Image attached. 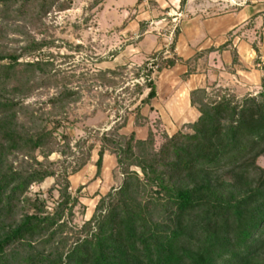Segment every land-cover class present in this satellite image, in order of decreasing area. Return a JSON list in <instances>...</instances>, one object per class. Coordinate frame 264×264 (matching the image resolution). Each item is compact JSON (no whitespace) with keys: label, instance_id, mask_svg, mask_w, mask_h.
I'll return each mask as SVG.
<instances>
[{"label":"trees","instance_id":"obj_1","mask_svg":"<svg viewBox=\"0 0 264 264\" xmlns=\"http://www.w3.org/2000/svg\"><path fill=\"white\" fill-rule=\"evenodd\" d=\"M103 1L93 0L89 8ZM72 3L0 0V264H264V167L257 163L264 157V66L259 89L241 96L215 81L192 89L189 101L198 117L172 134L162 130L157 145V130L141 112L144 106L155 110L152 68L156 65L159 73L183 62L185 80L201 72L200 61L210 52L229 51L233 69L240 61L232 38L187 60L153 52L151 61L136 67L144 84H133L140 97L147 89L132 121L134 127L147 126L146 137L123 131L131 112L125 107L108 129L88 130L72 144L58 128L82 92L94 83L116 89L124 84L121 76L127 69L122 65L76 74L56 68L49 53L19 61L50 45L47 16ZM145 30L146 23L140 22L137 39ZM10 33L24 35L15 48L8 44ZM178 35L176 27L172 52ZM36 95L45 99L27 102ZM95 142V176L108 152L123 178L99 198L81 227H69L65 212L72 218L81 206L79 196L71 195L69 177L91 161ZM53 153L61 158L51 160ZM47 178H53L49 190L59 196L52 211L43 200L28 196L33 184Z\"/></svg>","mask_w":264,"mask_h":264},{"label":"rangeland","instance_id":"obj_2","mask_svg":"<svg viewBox=\"0 0 264 264\" xmlns=\"http://www.w3.org/2000/svg\"><path fill=\"white\" fill-rule=\"evenodd\" d=\"M72 1L70 9L47 16L48 30L46 36L50 45L43 48L40 53L25 59L21 58L19 61L37 60V56L40 58L44 53H49L48 57L52 58L50 60L53 61L56 68L70 70L76 74L126 65L127 69L121 76L124 84H120L114 89L94 83L95 86L90 91L84 90L82 100L72 108L69 117L58 128V133H66L71 137L73 144L78 139L87 136L88 130L102 132L108 129L118 118L117 116L123 114L124 108L128 107L131 112L128 124L123 131L133 130L137 133V137L144 138L147 134V126H144L142 130L136 129L132 122L133 109L147 91L146 89L141 97L133 92L134 83L144 84V76L137 78L135 75L136 67L146 62L153 52L162 50L164 58L173 56L175 49L173 52L170 51V45L174 37L173 30L180 26L181 13H173V11H169L167 14H160L157 11L153 13L150 12V8L145 6L146 3L136 4L137 6L133 7L135 1L134 4H120L117 0L105 5L100 4L93 9L89 8V4L93 0ZM237 2L242 3V5L249 4L252 16L248 24L239 33H245L244 39L252 46L255 54L252 53L253 56L247 55L244 63L240 62L236 66L239 70L238 73H235L233 66L225 64L220 53L202 59L198 68L201 72L214 68L217 72V84L230 87L241 96L246 92L256 91L260 86L261 68L264 66V0H237ZM135 11H139L140 18L149 17L147 18L146 30L150 37L145 41L142 40L143 37L142 41L137 39V26L129 25L125 30L122 29V24L128 22ZM158 16L162 18L159 19ZM257 16H261L262 19H254ZM170 34L172 35L171 38H169ZM36 37L41 38V35H36ZM7 38L10 39L8 44L15 48L18 44L16 40H24V35L10 33ZM258 56L259 58H257ZM257 59L260 61L259 63L255 62ZM149 61L151 60L149 59ZM169 69L170 71H166ZM156 70L157 66L155 65L150 75L155 84L159 85V96L155 102L156 109L150 112L148 106H144L141 112L148 117V126L157 130L156 141L159 145L162 142V137L158 134L162 130L173 131L182 125L181 117L186 114L188 108L187 94L189 88L182 79V75H179L180 72L175 71V69L166 68L159 73ZM194 81L195 84H198L203 81V77H196ZM125 87L128 90H124ZM105 91L111 95L102 98L100 94ZM39 97L45 99L44 95H36L27 99V102H33ZM99 108L110 109L103 111ZM158 119H161V124H158ZM94 139L91 138L90 141H94ZM95 143L91 161L79 172L69 177L71 195H78L81 203V206L77 205L74 208L72 218L65 212L64 219L69 227H81L83 222L91 217L99 198L105 195L111 187L119 186L123 178L116 167L114 156L108 152L104 154L100 176H95L96 168L93 163L97 159L99 146L98 142ZM60 158L57 153L50 155L51 160ZM39 159L41 158L39 157ZM257 163L264 167V157H260ZM53 181V178H47L42 183L33 184L28 191V196L31 199L43 200L48 211H52L59 201L57 191L49 190ZM79 186L82 188L78 194Z\"/></svg>","mask_w":264,"mask_h":264},{"label":"crops","instance_id":"obj_3","mask_svg":"<svg viewBox=\"0 0 264 264\" xmlns=\"http://www.w3.org/2000/svg\"><path fill=\"white\" fill-rule=\"evenodd\" d=\"M115 1L117 0H104L101 5ZM118 2L120 4L131 3L134 4L133 7H136V4L140 5L141 3H146L145 6L150 8V12L153 13L155 11L160 12V14H167L169 11H173V13L178 14L181 13L182 17L179 19V35L176 40L175 54L182 60H187L201 50L210 47H218L226 42L229 38H232V44L237 50L240 62L244 63V59L247 55L253 56L252 53L255 54L252 46L244 39L245 33H239L241 29L248 24L250 17L252 16V13H250L249 4L242 5V3L237 2V0H141L139 3L137 0H118ZM152 2L154 3L153 5ZM126 8L128 7L126 6ZM132 14L133 15H131L129 18L130 20L122 24V29L125 30L129 25L137 26L136 32L138 37L139 23L145 22L147 27V18L149 17L140 18L139 11H135ZM158 18L161 19L162 17L158 16ZM257 18H261V16H257L254 19ZM142 37V40L144 41L150 37L147 35V30H145ZM215 53L219 52H210L207 58H210L211 55ZM220 55H222L226 65L231 64V54L229 51L224 50L220 53ZM172 69H175V71L180 72L179 75H182L187 70V66L183 62H179L174 67H172ZM234 70L235 73L239 72L236 66H234ZM166 71H170V69ZM216 75L217 72L213 68L209 71L204 70L202 72L191 74L186 80H184L189 90L187 94L188 108L186 110V114L181 117V120H183L182 123L186 121H194L199 115L198 111L194 107L190 106L189 92L192 89L212 83L213 81L216 82ZM199 76L203 77V81L195 84L194 78ZM156 86L157 96L152 100V106L154 109H156L155 102L159 96V85L157 84ZM161 118L163 120V117ZM179 127H176L173 131H166L169 134H172ZM136 129L142 130L144 127H136Z\"/></svg>","mask_w":264,"mask_h":264},{"label":"built area","instance_id":"obj_4","mask_svg":"<svg viewBox=\"0 0 264 264\" xmlns=\"http://www.w3.org/2000/svg\"><path fill=\"white\" fill-rule=\"evenodd\" d=\"M174 20H175V19H174ZM173 32H174V30H173ZM171 36H172V35L170 34V35H169V38H171Z\"/></svg>","mask_w":264,"mask_h":264}]
</instances>
